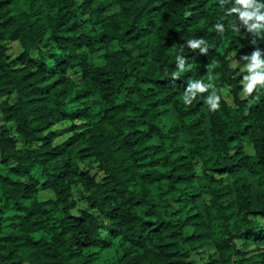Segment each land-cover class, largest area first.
<instances>
[{
  "label": "trees",
  "instance_id": "obj_1",
  "mask_svg": "<svg viewBox=\"0 0 264 264\" xmlns=\"http://www.w3.org/2000/svg\"><path fill=\"white\" fill-rule=\"evenodd\" d=\"M235 2L0 0V264H93L114 242L105 264H264V87L242 97L228 59L264 55V30ZM193 80L211 87L186 101ZM57 117L86 125L55 143Z\"/></svg>",
  "mask_w": 264,
  "mask_h": 264
},
{
  "label": "clouds",
  "instance_id": "obj_2",
  "mask_svg": "<svg viewBox=\"0 0 264 264\" xmlns=\"http://www.w3.org/2000/svg\"><path fill=\"white\" fill-rule=\"evenodd\" d=\"M228 12H235L243 25L248 29L255 31L264 30V0H236ZM240 25L233 23V28H239ZM215 28L223 31L224 25L216 23ZM186 44L191 48L200 47L201 51L207 50V42L203 37H192L186 40ZM261 47H256L250 53L242 54V59L246 61L244 67L247 72L243 75V90L251 92L254 87L260 85L264 87V55H261ZM177 63L183 65L184 57L178 55ZM211 87L210 83H205L201 80L190 81L187 85V92L184 95L186 101L190 100L191 96L195 95L197 91H204ZM211 108L219 107L220 96L215 91L210 93L207 97Z\"/></svg>",
  "mask_w": 264,
  "mask_h": 264
},
{
  "label": "rangeland",
  "instance_id": "obj_3",
  "mask_svg": "<svg viewBox=\"0 0 264 264\" xmlns=\"http://www.w3.org/2000/svg\"><path fill=\"white\" fill-rule=\"evenodd\" d=\"M7 46H8V53H9L11 58L16 57L21 51L20 45L15 41H7ZM241 57H242V53H240L237 49H235L229 54L228 59L230 60V64L232 67H236V68L242 70L243 72H247V69L244 67V65L246 64V61L243 60ZM73 73H74L73 74L74 78L76 80H79L80 75L76 74L75 72H73ZM221 93H222V96L227 101H231V96H230L229 90L227 88H222ZM240 94L242 97H245L247 92H245L242 89ZM12 99H13V96H12ZM74 124H78V126H85L86 121H84V120H69V119H63L61 117H57V118L53 119L51 130L55 134L54 142L60 143L63 140H65L67 137H69L72 134V129L74 127ZM0 126H5V128H7L10 131V133L14 134L15 125L12 122L4 121L1 114H0ZM17 144H18V146H22V142L19 140H18ZM2 169L3 168L0 167V170H2ZM194 170L197 173H200V170H201L200 161L196 160L194 162ZM91 173L94 174V176L98 179H101V177H102L101 173L99 171H97L96 168H93V170H91ZM37 195H38L39 199H48V198L53 197L52 192L50 190H47V189H39ZM75 198L77 201V209L86 208L85 202L83 200L79 199V196L77 194H75ZM74 212H76V210ZM99 220H100V222L107 223L106 218L103 216H101L99 218ZM101 234H102V236L106 237V231L105 230L101 231ZM93 250L95 252H97V258L93 262V264H105L106 262L113 260L115 258V256L118 254L119 247H118L117 242H114L113 245L108 247V248H93ZM212 252H213V250H212L211 246L205 245L201 248L200 251H198L197 254H195V258L197 260L203 262L212 255ZM24 264H28V263H24Z\"/></svg>",
  "mask_w": 264,
  "mask_h": 264
}]
</instances>
